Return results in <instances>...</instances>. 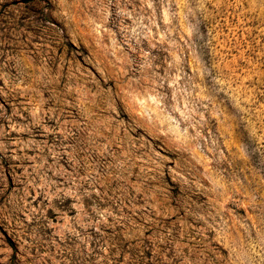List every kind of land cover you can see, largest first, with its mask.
Segmentation results:
<instances>
[{
	"label": "rangeland",
	"instance_id": "rangeland-1",
	"mask_svg": "<svg viewBox=\"0 0 264 264\" xmlns=\"http://www.w3.org/2000/svg\"><path fill=\"white\" fill-rule=\"evenodd\" d=\"M0 264H264V0H0Z\"/></svg>",
	"mask_w": 264,
	"mask_h": 264
}]
</instances>
